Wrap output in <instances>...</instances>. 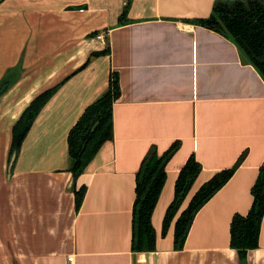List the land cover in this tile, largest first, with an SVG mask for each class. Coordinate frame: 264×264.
<instances>
[{"label":"crops","instance_id":"crops-1","mask_svg":"<svg viewBox=\"0 0 264 264\" xmlns=\"http://www.w3.org/2000/svg\"><path fill=\"white\" fill-rule=\"evenodd\" d=\"M217 1H0V83L16 77L0 97V264H264V217L259 247L244 262L231 247L232 220L250 211L264 165V79L230 39L193 23L209 18ZM112 73L121 88L114 139L77 179L76 190L86 189L77 209L68 136ZM57 86L10 174L14 125ZM175 144L152 216L156 250L134 252L137 173L152 149L162 156ZM243 155L176 251V221L162 231L181 169L191 156L202 166L178 216Z\"/></svg>","mask_w":264,"mask_h":264},{"label":"trees","instance_id":"trees-1","mask_svg":"<svg viewBox=\"0 0 264 264\" xmlns=\"http://www.w3.org/2000/svg\"><path fill=\"white\" fill-rule=\"evenodd\" d=\"M130 5V1H127L119 24L124 25L128 22L126 16ZM193 23L230 39L238 47L243 60L255 67L264 79V0H218L209 18L196 20ZM109 52L108 48L103 52L94 53V56L99 57ZM15 81L14 72L9 73L2 80L0 97ZM58 88L59 86L50 89L35 98L14 125L10 158L15 152L19 154L35 120ZM120 96L119 75L112 73L107 91L86 108L69 133V172L73 175L77 209L81 207L86 189L82 187L76 190L75 183L103 145L114 139L113 107ZM178 149L179 145L175 144L162 156L152 149L144 158L137 173L133 209L132 249L134 252L156 250L157 237L152 225V216L167 180L166 167ZM244 156L235 166L218 172L203 184L178 216L183 203L202 172V166L194 156H191L181 169L175 185L174 200L166 212L162 231V234L166 236L173 222L176 221L174 226V249L176 251L184 249L195 216L229 182L241 165ZM252 196L253 204L248 214L235 215L231 223V247L237 251L243 262L249 251L259 247L264 217V165L260 168L257 181L252 189Z\"/></svg>","mask_w":264,"mask_h":264},{"label":"water","instance_id":"water-1","mask_svg":"<svg viewBox=\"0 0 264 264\" xmlns=\"http://www.w3.org/2000/svg\"><path fill=\"white\" fill-rule=\"evenodd\" d=\"M16 159H17V153L15 152V153H13V155H12V157L10 159V164H9V173L10 174L12 172V169H13V166L15 164Z\"/></svg>","mask_w":264,"mask_h":264},{"label":"built area","instance_id":"built-area-1","mask_svg":"<svg viewBox=\"0 0 264 264\" xmlns=\"http://www.w3.org/2000/svg\"><path fill=\"white\" fill-rule=\"evenodd\" d=\"M70 261H72V259H70Z\"/></svg>","mask_w":264,"mask_h":264}]
</instances>
